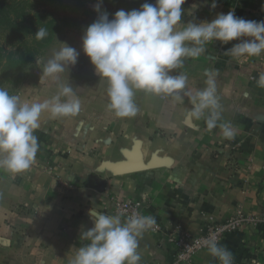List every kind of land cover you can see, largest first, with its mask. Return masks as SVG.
I'll use <instances>...</instances> for the list:
<instances>
[{
    "label": "crops",
    "instance_id": "0c3cea01",
    "mask_svg": "<svg viewBox=\"0 0 264 264\" xmlns=\"http://www.w3.org/2000/svg\"><path fill=\"white\" fill-rule=\"evenodd\" d=\"M137 3L126 11L139 9ZM212 3L185 0L182 22L211 21L233 9L238 17L264 20V0H215V8ZM80 29L54 37L41 57L46 62L63 43L80 53L77 63L60 74V82L81 100L80 111L56 118L42 113L34 164L21 173L0 169V264H69L87 243L80 240L81 231L93 227L89 209L112 214L115 199L139 201L142 212L161 224L159 234L144 232L139 238V264L169 262L166 233L175 227L197 236L207 220L222 221L237 207L264 217V88L257 85L264 53L232 56L226 50L238 41H211L206 52L185 58L175 70L187 75L193 92L207 86L204 72L212 70L221 116L210 131L205 117L188 116L187 98L181 103L145 91H136L135 117H116L107 107L106 79L83 52ZM37 67L15 94L29 103L58 91L57 82L41 76L43 63ZM223 123L235 130L232 139L223 136ZM46 165L51 170L45 171ZM92 176L105 182L103 191L95 188ZM219 244L231 251L234 264H264L263 227L245 226ZM193 260L220 264L208 250Z\"/></svg>",
    "mask_w": 264,
    "mask_h": 264
},
{
    "label": "clouds",
    "instance_id": "9594fccd",
    "mask_svg": "<svg viewBox=\"0 0 264 264\" xmlns=\"http://www.w3.org/2000/svg\"><path fill=\"white\" fill-rule=\"evenodd\" d=\"M185 0L144 2L139 9L117 10L112 18L101 10L102 0L93 5L97 18L84 30L82 49L95 72L107 81L108 109L118 118L135 117L139 108L136 91L168 95L181 103L191 104L190 118L205 117L208 130L217 126L221 113L216 96L215 76L205 69L206 87L193 92L187 88V75L181 69L185 58H198L211 41L234 43L226 51L232 56H259L264 53V20L238 17L235 11L218 13L211 21L182 22ZM211 7L215 8V0ZM184 26L177 30L176 26ZM48 35L39 27L37 40ZM43 63L41 76L58 83V91L42 102L23 101L19 95L0 88V169L21 173L31 168L40 148L35 135L41 127V114L50 118L78 114L81 100L73 88L60 82V74L74 66L79 52L66 43ZM40 76V78H41ZM264 88V73L257 80ZM223 136L232 139L235 130L229 123L220 124ZM71 179V177L69 178ZM93 227L82 230L80 240L87 241L76 249L69 264H139V238L156 224L155 217L132 213L107 214L90 208ZM83 228V226H82ZM210 255L220 264H234V256L215 237L205 240Z\"/></svg>",
    "mask_w": 264,
    "mask_h": 264
},
{
    "label": "rangeland",
    "instance_id": "374dc122",
    "mask_svg": "<svg viewBox=\"0 0 264 264\" xmlns=\"http://www.w3.org/2000/svg\"><path fill=\"white\" fill-rule=\"evenodd\" d=\"M5 2L7 7H13L10 16L17 22L20 21L19 12L22 16V23L31 25L29 28L38 30L41 25L46 24L49 42L40 55L32 61L25 63L26 67L21 74L18 71L20 65L14 64L9 67L8 59H19L26 57L23 53L22 40L16 35L9 33L8 29L0 25V88L6 89L10 94H16L19 87L28 80L33 70L37 69L36 59H41L47 51L54 37H60L70 30H85L97 18L98 13L93 10L98 0H0ZM135 0H102L101 10L109 13V18L117 10H127L129 4ZM137 4H143V0H137ZM20 5V7H19ZM34 31V32H35ZM27 33L25 39L27 45L33 47L37 41L35 33ZM40 41V40H39Z\"/></svg>",
    "mask_w": 264,
    "mask_h": 264
},
{
    "label": "built area",
    "instance_id": "2783aa9c",
    "mask_svg": "<svg viewBox=\"0 0 264 264\" xmlns=\"http://www.w3.org/2000/svg\"><path fill=\"white\" fill-rule=\"evenodd\" d=\"M48 170H51V168L46 165L45 171ZM59 182L65 188H74L65 181L60 180ZM111 213L113 215L123 213L124 217L122 218H126L127 215H131L132 213L149 216L142 212L141 203L134 199H115ZM155 219L156 224L146 230L145 233L159 234L162 232L161 224L157 218ZM245 226L264 228V217L247 214L241 207H237L230 216L222 221L207 220L203 226L202 233L197 236H192L186 230L175 227L166 233V242L170 245L171 249V259L169 262L152 264H194V256L202 250H208L205 246L206 239L215 237L220 242L227 234L239 231Z\"/></svg>",
    "mask_w": 264,
    "mask_h": 264
},
{
    "label": "trees",
    "instance_id": "16d2710c",
    "mask_svg": "<svg viewBox=\"0 0 264 264\" xmlns=\"http://www.w3.org/2000/svg\"><path fill=\"white\" fill-rule=\"evenodd\" d=\"M20 7V5H19ZM14 10L13 7H7L5 2H1L0 1V25L4 26L5 29L7 28L9 33L16 35L17 37L20 38V40H22V45H23V53L24 55H26V57L19 59V62L15 61L14 58H9V67L13 66L14 64H18L20 65V67L18 68V71L22 74L24 69H25V63H27V61H32L36 56L40 55L41 52L43 51V48L45 47V43H47V41L49 42L50 37L46 36L44 39L42 40H37L35 45L33 47L28 46L27 45V41L25 39V36L27 33H30L31 31L34 32L36 30V28H32V30H30V26L33 25L31 24L29 25H25L22 23L23 19L22 16L25 15L23 13L19 12V17H20V21L17 22L16 20H13L10 16V12ZM41 27L46 28L47 26L46 24H42ZM36 33V31L34 32ZM45 42V43H43Z\"/></svg>",
    "mask_w": 264,
    "mask_h": 264
},
{
    "label": "water",
    "instance_id": "95a60500",
    "mask_svg": "<svg viewBox=\"0 0 264 264\" xmlns=\"http://www.w3.org/2000/svg\"><path fill=\"white\" fill-rule=\"evenodd\" d=\"M92 179L96 182L95 188L99 191H103L105 182L98 179L96 176H92Z\"/></svg>",
    "mask_w": 264,
    "mask_h": 264
}]
</instances>
